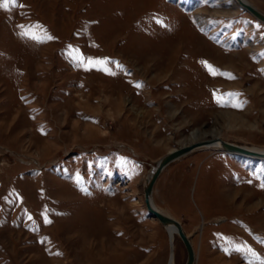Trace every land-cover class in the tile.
I'll return each mask as SVG.
<instances>
[{
	"label": "rangeland",
	"instance_id": "1",
	"mask_svg": "<svg viewBox=\"0 0 264 264\" xmlns=\"http://www.w3.org/2000/svg\"><path fill=\"white\" fill-rule=\"evenodd\" d=\"M192 133L264 148V22L235 0L0 7V264H170L172 252L182 264L142 186ZM152 200L194 264L264 261V157L190 150L163 166Z\"/></svg>",
	"mask_w": 264,
	"mask_h": 264
},
{
	"label": "water",
	"instance_id": "2",
	"mask_svg": "<svg viewBox=\"0 0 264 264\" xmlns=\"http://www.w3.org/2000/svg\"><path fill=\"white\" fill-rule=\"evenodd\" d=\"M239 4L244 7L248 12H250L252 15L257 17L258 19L264 21V14L260 12L258 9H256L254 6L251 4L245 2L244 0H237ZM209 139H201L197 140L191 143H188L183 146H179L176 149L166 152L162 154L149 168L148 170V177L144 181V184L142 186L143 190V201L144 204L147 208V210L154 215L158 220L165 224L172 225L174 231L177 233L179 238L181 239L184 249H185V259L182 262V264H192L193 259H194V254H193V248L191 245V242L189 240V237L186 235V233L183 231L181 224L178 220L171 218L167 216L166 214L162 213L161 211L155 209L153 205L151 204L150 198H151V184L155 177L157 176L158 172L163 168V166L170 161L171 159L179 156L180 154H183L186 151L196 149L200 147L201 145L207 144ZM220 143L222 146L226 149L230 150H236V151H241L249 155H263L264 152H261L262 154H258L256 151H251L247 150L245 147H242L240 145H237L233 142L224 140V139H219Z\"/></svg>",
	"mask_w": 264,
	"mask_h": 264
},
{
	"label": "bare ground",
	"instance_id": "3",
	"mask_svg": "<svg viewBox=\"0 0 264 264\" xmlns=\"http://www.w3.org/2000/svg\"><path fill=\"white\" fill-rule=\"evenodd\" d=\"M237 2V0H235ZM245 2L249 3L247 0H244ZM239 4V2H237ZM250 4V3H249ZM240 5V4H239ZM252 5V4H251ZM241 6V5H240ZM253 6V5H252ZM244 8V7H243ZM256 8V7H255ZM245 9V8H244ZM257 9V8H256ZM261 12V11H260ZM264 14V13H263ZM254 16V15H253ZM257 18V17H256ZM258 19V18H257ZM260 20V19H259ZM262 21V20H260ZM264 22V21H262ZM190 141L191 142H194L196 140V135L194 133L191 134L190 136ZM220 138H214V139H209L208 143L207 144H204V145H201L200 147L198 148H211V149H218V150H222V151H229V152H236V153H240V154H243V155H246V156H254V157H264V154L263 155H249V154H246L244 152H241V151H236V150H230V149H226L222 146V144L220 143L219 141ZM238 145V144H237ZM241 146V145H240ZM242 147H245V146H242ZM247 150H251V151H256L258 152V154H262L261 152H264V148H261V147H245ZM172 151V150H171ZM190 151V150H189ZM188 152V151H186ZM185 153V152H184ZM181 155V154H180ZM163 169V168H162ZM161 169V170H162ZM161 170L158 172L157 176L159 175V173L161 172ZM156 176V177H157ZM156 177L155 179L153 180L152 184H151V198H150V201H151V204L153 205V207L159 211H161L162 213L166 214L167 216L171 217V218H174L170 213H168L167 211L161 209V208H158L156 207V205L154 204L153 200H152V190H153V184L155 183V180H156ZM154 216V215H153ZM155 217V216H154ZM160 221V220H159ZM161 222V221H160ZM163 224V226L165 227V230H167L168 232V235L170 237V240L173 239V236L174 234H177L172 225H169V224H165L163 222H161ZM182 227V225H181ZM183 229V228H182ZM184 231V229H183ZM185 232V231H184ZM187 235V234H186ZM188 236V235H187ZM190 240V239H189ZM191 242V241H190ZM192 245V243H191ZM192 248H193V245H192ZM193 254H194V259H193V263L195 262V251H194V248H193ZM170 264H174V255H173V252L171 253V258H170Z\"/></svg>",
	"mask_w": 264,
	"mask_h": 264
},
{
	"label": "snow or ice",
	"instance_id": "4",
	"mask_svg": "<svg viewBox=\"0 0 264 264\" xmlns=\"http://www.w3.org/2000/svg\"><path fill=\"white\" fill-rule=\"evenodd\" d=\"M9 4H11L12 6H16V0H0V7H7ZM21 7H23V5H20ZM23 35H26V36H30V38H33L35 39V35H32L30 33H23ZM48 39H53V37L49 36L47 37ZM79 59V62L81 65H85L86 66V70L88 69V67H97V70H100V71H104V72H107L108 74H114L111 72L110 69H108L107 67V64L109 63V61L105 58V59H93V58H78ZM205 64L206 68H208L210 74H216L217 70L214 69L211 65H209L206 61L205 62H202ZM136 87H140L139 84L136 85ZM234 107H238L239 105L237 104H234L233 105ZM46 222H49L46 220ZM234 250L235 251H241V247L239 246H235L234 247ZM225 251L227 252L228 249L226 248ZM247 251L253 256V257H256V253L253 252L251 249H247ZM59 254V253H57ZM261 264H264V261H261Z\"/></svg>",
	"mask_w": 264,
	"mask_h": 264
}]
</instances>
